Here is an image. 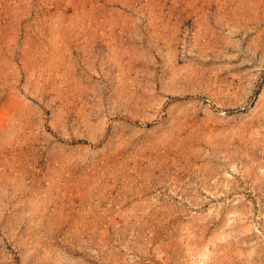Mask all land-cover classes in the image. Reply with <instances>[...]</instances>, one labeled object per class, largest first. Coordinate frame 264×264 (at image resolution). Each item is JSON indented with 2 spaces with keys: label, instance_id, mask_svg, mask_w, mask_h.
Wrapping results in <instances>:
<instances>
[{
  "label": "rangeland",
  "instance_id": "374dc122",
  "mask_svg": "<svg viewBox=\"0 0 264 264\" xmlns=\"http://www.w3.org/2000/svg\"><path fill=\"white\" fill-rule=\"evenodd\" d=\"M0 264H264V0H0Z\"/></svg>",
  "mask_w": 264,
  "mask_h": 264
}]
</instances>
